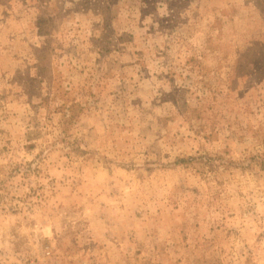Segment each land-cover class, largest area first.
<instances>
[{"label":"rangeland","instance_id":"obj_1","mask_svg":"<svg viewBox=\"0 0 264 264\" xmlns=\"http://www.w3.org/2000/svg\"><path fill=\"white\" fill-rule=\"evenodd\" d=\"M0 264H264V0H0Z\"/></svg>","mask_w":264,"mask_h":264}]
</instances>
